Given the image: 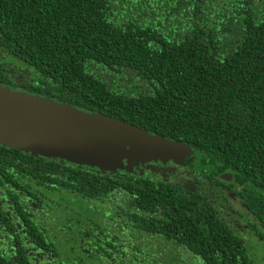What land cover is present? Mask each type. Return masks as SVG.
<instances>
[{
    "label": "trees",
    "instance_id": "1",
    "mask_svg": "<svg viewBox=\"0 0 264 264\" xmlns=\"http://www.w3.org/2000/svg\"><path fill=\"white\" fill-rule=\"evenodd\" d=\"M0 49L18 66L11 69L0 58L2 85L103 112L188 144L192 160L184 166L209 178L233 173L232 184L218 179L223 191L246 204L251 195L260 212L264 0H0ZM28 160L38 157L0 144V176L14 182L1 183L0 188L18 200L15 216L22 221L20 198L24 203L26 198L40 199L46 208L39 209L46 214L54 209L68 215L72 208L71 218L88 236L111 240L112 247L85 249L87 253L80 248L84 264H195L190 257L199 252L197 242L185 236L196 234L182 229L190 226L185 216L190 213L175 180L163 187L145 183L135 163L130 169L108 170L73 163L61 193L70 207L64 199L45 194L46 188L36 190L29 174L10 168H25L21 162ZM107 193L118 206L123 199H142V208H135L142 229L152 230L160 216L171 214L173 231L158 232L156 227L151 236L128 245L138 228L133 227L121 243L98 216ZM159 193L169 194L171 205H158ZM70 198L79 201L72 204ZM22 213L27 218L26 211ZM6 233L20 246L17 233ZM30 237L23 241L25 263L41 260L48 252L61 254L49 249L42 233ZM174 237L182 239L181 246ZM157 238L163 241L157 243Z\"/></svg>",
    "mask_w": 264,
    "mask_h": 264
},
{
    "label": "flooded vegetation",
    "instance_id": "2",
    "mask_svg": "<svg viewBox=\"0 0 264 264\" xmlns=\"http://www.w3.org/2000/svg\"><path fill=\"white\" fill-rule=\"evenodd\" d=\"M8 53L0 49V58L4 60L9 68L18 69L14 59ZM12 75L17 76V73L11 72V77ZM17 78H20V76H17ZM12 89L17 90L16 87H12ZM34 155L38 157V161H23L21 163L25 168H10L15 172L29 174L32 182L36 185V190L39 187H44L46 188L44 193L50 197L64 199L61 193L63 188H65V180L70 181L72 165L77 164V167L88 166V168L91 166L41 154ZM50 158L52 161L49 160ZM135 165V168L138 166V172L139 170L143 171V174H139V179H142L145 183L157 184L163 187L166 183L171 184L173 179L176 181V186H179L180 190L178 193H182L186 198L185 205L190 213L185 216L191 222L189 227L182 226V229L187 228L186 234L193 232L197 236H185L186 240H188V237L190 240L195 238L194 241H191L192 243L197 242L195 251L198 252L199 250V252L198 254L192 253L190 257L193 263L264 264V254L260 255L256 251L257 247L264 246V201H259L261 210L257 213V201H253L251 195L246 204L235 193L223 191L222 185H219V180L224 179V181L226 180L225 182H231L230 184H232L234 182L233 173L231 176L227 175V179L220 177L221 174L226 172L209 178L202 176V171H196L190 166L186 167L183 163H177L172 160L164 162L160 159L158 161L151 160L145 163H135ZM73 177V180H76L75 176ZM1 183H8L9 186L14 184L12 178L6 179L0 176V186H2ZM158 196L160 197L158 205L167 207L171 205L169 194L159 193ZM161 197H164V199ZM10 198L0 188V264H84L80 248H83V251L87 253L89 249L92 251V249L99 247H112L110 239L99 240L97 239L98 237L88 236V233L71 218L72 208H69L70 214L68 215L63 212L59 213L54 209L46 214L39 209V206L46 208V205L40 199L30 198L28 202L26 198V203H24V199L20 198L22 205H19L20 209L19 207L17 209L22 218L21 221L18 220L19 217L17 215L15 216L17 210L14 204L18 206V200L15 203L13 201L14 198H11L12 200ZM111 199L112 196L108 193L104 195L101 199V211L98 216L103 225L108 222L109 227L112 229L111 232L120 239L121 243H124V235H128L133 227L138 228L133 230V236L131 240L129 239L128 245L151 236V232L154 233L156 227H159L158 232L173 231V226H171L172 217L169 216L171 214L160 216L156 220L154 228L150 231L141 228L136 220L137 213L135 208L137 210L140 207L142 208V199L133 198L127 200L122 198L121 206L113 204ZM69 200H71L72 204L79 201L78 198H70ZM92 201L95 203L94 199ZM65 202L70 206L69 202L64 199V204H66ZM96 203L98 204L97 199ZM97 204L94 205L92 211L96 210ZM22 209L27 213V218L25 219L22 216L24 215ZM19 221H21L22 229L19 228ZM31 221H33L32 224L30 223ZM88 221L90 222L91 219ZM212 222L214 224L211 226ZM10 230L20 236V246L19 243L12 242L13 239L6 233V231ZM19 232H26L27 234L21 235L22 233L20 234ZM33 232L42 233L49 249L61 250V254H56V257L55 254L48 252V256H43L41 260L25 263L26 261L21 257V254L22 252L26 255L28 253L23 241H30V235ZM119 233L123 236L119 237ZM22 237L24 238L23 240ZM173 239L178 246H181L182 239L179 240L177 237ZM161 241L163 240L157 238V243ZM15 245L16 248L13 247ZM194 256L202 261L195 260L197 262H194ZM217 259L220 261H216Z\"/></svg>",
    "mask_w": 264,
    "mask_h": 264
},
{
    "label": "water",
    "instance_id": "3",
    "mask_svg": "<svg viewBox=\"0 0 264 264\" xmlns=\"http://www.w3.org/2000/svg\"><path fill=\"white\" fill-rule=\"evenodd\" d=\"M0 144L105 170L159 159L186 164L193 154L188 144L112 115L1 83Z\"/></svg>",
    "mask_w": 264,
    "mask_h": 264
},
{
    "label": "rangeland",
    "instance_id": "4",
    "mask_svg": "<svg viewBox=\"0 0 264 264\" xmlns=\"http://www.w3.org/2000/svg\"><path fill=\"white\" fill-rule=\"evenodd\" d=\"M190 160H192V159H190ZM256 251L258 252V254L263 255L264 254V246L257 247Z\"/></svg>",
    "mask_w": 264,
    "mask_h": 264
}]
</instances>
